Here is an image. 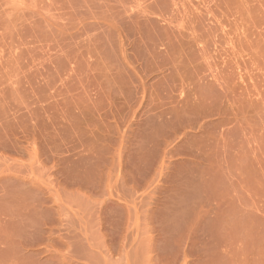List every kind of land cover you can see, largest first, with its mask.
<instances>
[{
	"label": "rangeland",
	"instance_id": "374dc122",
	"mask_svg": "<svg viewBox=\"0 0 264 264\" xmlns=\"http://www.w3.org/2000/svg\"><path fill=\"white\" fill-rule=\"evenodd\" d=\"M0 264H264V0H0Z\"/></svg>",
	"mask_w": 264,
	"mask_h": 264
}]
</instances>
